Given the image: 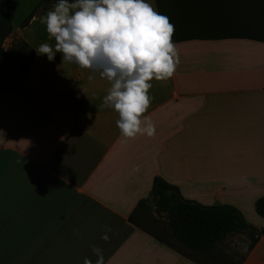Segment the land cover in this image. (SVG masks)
Returning a JSON list of instances; mask_svg holds the SVG:
<instances>
[{"label":"crops","instance_id":"obj_1","mask_svg":"<svg viewBox=\"0 0 264 264\" xmlns=\"http://www.w3.org/2000/svg\"><path fill=\"white\" fill-rule=\"evenodd\" d=\"M39 1L12 0L5 39H24L33 55L25 77L0 91V264H96L94 246L105 264H198L129 220L156 175L264 227L255 209L264 196V41L172 40L180 62L172 78L150 82L144 114L155 135L123 142L118 113L101 107L110 83L59 52L53 61L37 54L55 44L41 23L52 6ZM241 264H264V235Z\"/></svg>","mask_w":264,"mask_h":264},{"label":"trees","instance_id":"obj_2","mask_svg":"<svg viewBox=\"0 0 264 264\" xmlns=\"http://www.w3.org/2000/svg\"><path fill=\"white\" fill-rule=\"evenodd\" d=\"M57 0H40L47 8ZM157 12L174 26L172 40L247 37L264 41V0H155ZM12 0H0V91L11 90L16 78L27 74L33 48L22 38L5 47L12 31ZM32 12L21 22L27 24ZM264 217V196L255 201ZM162 215V217L160 216ZM137 227L152 234L198 264H241L264 227L250 224L233 205H203L185 198L179 188L154 176L149 195L140 199L129 216ZM245 235L243 250L224 249L233 234Z\"/></svg>","mask_w":264,"mask_h":264},{"label":"clouds","instance_id":"obj_3","mask_svg":"<svg viewBox=\"0 0 264 264\" xmlns=\"http://www.w3.org/2000/svg\"><path fill=\"white\" fill-rule=\"evenodd\" d=\"M41 23L55 44H40L38 55L53 61L59 52L62 63L98 73L110 83L101 107L118 113L123 142L138 134L155 135L154 124L144 115L152 100L150 82L169 80L180 62L169 17L146 0H57ZM111 231L105 225L101 239L108 241ZM92 251L96 264H105L102 249L94 246ZM84 264L92 262L85 258Z\"/></svg>","mask_w":264,"mask_h":264},{"label":"rangeland","instance_id":"obj_4","mask_svg":"<svg viewBox=\"0 0 264 264\" xmlns=\"http://www.w3.org/2000/svg\"><path fill=\"white\" fill-rule=\"evenodd\" d=\"M5 46H9V41H5ZM162 217V215H160ZM246 237H244V235H232L229 236L224 243V249H226L227 251H231V250H243L245 245H246Z\"/></svg>","mask_w":264,"mask_h":264}]
</instances>
